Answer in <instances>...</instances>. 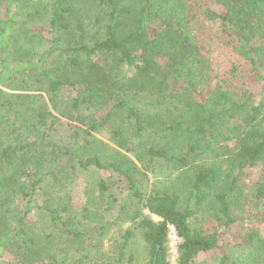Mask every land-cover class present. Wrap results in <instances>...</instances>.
<instances>
[{
  "label": "trees",
  "instance_id": "obj_1",
  "mask_svg": "<svg viewBox=\"0 0 264 264\" xmlns=\"http://www.w3.org/2000/svg\"><path fill=\"white\" fill-rule=\"evenodd\" d=\"M188 1L0 0V85L15 92L0 89V209L24 202L21 216L0 213L12 264H171L168 226L176 264H264V182L249 200L260 224L246 229L231 174L264 169V0H209L221 11L204 12L259 96L211 87ZM35 17L49 39L32 34ZM107 126L119 149L142 140L134 160L96 138ZM160 162L174 188L146 197L141 169Z\"/></svg>",
  "mask_w": 264,
  "mask_h": 264
},
{
  "label": "rangeland",
  "instance_id": "obj_2",
  "mask_svg": "<svg viewBox=\"0 0 264 264\" xmlns=\"http://www.w3.org/2000/svg\"><path fill=\"white\" fill-rule=\"evenodd\" d=\"M189 12L191 15L194 16L193 22L190 23L189 28L192 34L195 37L199 47L202 49L203 54L206 58H208L211 62V87L222 86L224 89L234 90L238 93H247L253 94L254 96L261 92V85L258 82L254 81V74L249 69V64L245 62H240L234 56L232 51V45L226 38L217 22H211L206 19L204 15L205 11L211 10L215 12H220L221 8L218 7L215 3L209 0H189L188 1ZM23 9V8H22ZM3 10V9H2ZM0 11L2 14L3 11ZM36 9H32L34 12ZM40 10V9H37ZM21 20H24L27 24H29L28 19H25L21 16ZM40 18L35 17V20L32 22L30 26L31 32L38 37L42 36L45 40L50 38V34L48 29L45 27L44 24L40 23ZM228 42V43H226ZM5 93H15L9 91L8 89L1 87ZM34 94V93H33ZM259 97H256L255 101H259ZM106 110L102 111L96 116L101 117L104 116ZM62 122L64 120H61ZM65 122V121H64ZM63 128H66L63 125ZM111 126H107L106 129L101 130L97 134H95L96 138L103 142L104 144L108 145L109 147L119 151L124 156L134 160V153L141 149V142L142 140L136 138L133 148H131V152L124 151L122 149L117 148L111 141L110 135ZM231 145V143H229ZM212 161L209 156L206 159H202V162L208 164ZM137 166L140 165L137 163ZM223 170H228L227 160L223 162ZM143 177H142V188L145 190L146 197L150 194L153 190H173L174 188V180L175 176L177 175L176 171L171 170V168L165 164L164 162L156 163L154 167L148 169V171L141 169ZM232 175L237 176L240 184V192L243 196L242 199H246L245 196H248L246 203H244L243 207L238 211L233 212L238 218L244 219L243 222L244 228H256L259 225V217L261 216L258 214V209L261 208V205H256L249 201L251 200L255 187L264 182V169L261 166L253 167V168H244L242 170H233ZM82 177V176H81ZM145 197V198H146ZM80 198V197H79ZM24 209V202L17 200L13 202L8 209L2 210L0 209V213L5 212L8 216L15 218L16 216H21ZM143 214L150 217L153 221H158V218L148 213L145 209ZM132 225L129 222H124L123 225L120 227H116L111 231V234L108 236V239L105 240L103 248L105 251L112 247L114 243V238L119 235L120 232H123L127 228H131ZM262 227V233H264V225ZM138 232L136 236H138ZM169 241H173V234H169L168 237V244ZM133 252L139 258V263H141L145 259V252L142 244L140 242H136L133 245ZM169 249V247H168ZM14 255L11 251L7 248H0V264H12L14 262ZM169 261L171 264H176L177 259L175 262L171 259L169 254Z\"/></svg>",
  "mask_w": 264,
  "mask_h": 264
},
{
  "label": "built area",
  "instance_id": "obj_3",
  "mask_svg": "<svg viewBox=\"0 0 264 264\" xmlns=\"http://www.w3.org/2000/svg\"><path fill=\"white\" fill-rule=\"evenodd\" d=\"M170 233L173 234V241H169V244H168L169 251H168V253L170 254L171 259L173 260V262H175V260L178 257L177 247H178V244L180 243V239L176 235L174 228L172 226H168L167 240H168V237H169Z\"/></svg>",
  "mask_w": 264,
  "mask_h": 264
}]
</instances>
